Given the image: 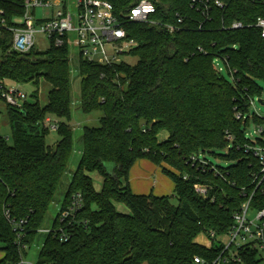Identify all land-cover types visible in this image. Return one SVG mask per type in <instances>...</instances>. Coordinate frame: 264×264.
<instances>
[{
  "label": "trees",
  "instance_id": "16d2710c",
  "mask_svg": "<svg viewBox=\"0 0 264 264\" xmlns=\"http://www.w3.org/2000/svg\"><path fill=\"white\" fill-rule=\"evenodd\" d=\"M23 1H0L9 25L12 16L22 14ZM103 1L118 14L139 0ZM153 1L157 9L153 18L174 31L125 23L127 38L138 43L131 53L135 64L101 66L80 56L76 62L80 109L102 116L99 127L83 129L82 155L60 206L64 210L72 194L82 197L75 222L61 225L68 241L61 242L53 233L60 226L57 213L35 264H193L194 257L212 261L222 246L210 233L229 232L232 216L244 202L241 190L253 189L257 164L237 149L246 142L247 122L237 120L235 112H247L248 97L260 93L264 38L252 27H229L264 18V0H224L223 9L211 8L209 20L192 9L189 0ZM11 38L9 32L0 37V78L34 85L44 80L51 88L45 106L36 101L24 102L19 109L7 107L11 142L0 136V264L18 262L25 254L19 246L35 242L72 151L68 47L51 44L44 52L21 55L10 52ZM217 58L233 72V83L216 69ZM47 116L59 121L60 139L53 146L45 143ZM161 132L165 139L159 138ZM226 134L232 136L231 143ZM224 149L225 155L216 154ZM206 153L225 165L210 163L217 172L192 166L191 157ZM140 160L161 167L173 184L177 204L166 196L131 192L129 171ZM92 173L102 178L99 192ZM196 183L207 187L205 197L194 192ZM115 204L129 213L117 211ZM251 206L264 209V196L255 195ZM6 209L11 219L23 222L18 241L4 216ZM200 234L210 238L211 246L195 242ZM237 257L240 262L230 264L262 261L245 248Z\"/></svg>",
  "mask_w": 264,
  "mask_h": 264
},
{
  "label": "built area",
  "instance_id": "2783aa9c",
  "mask_svg": "<svg viewBox=\"0 0 264 264\" xmlns=\"http://www.w3.org/2000/svg\"><path fill=\"white\" fill-rule=\"evenodd\" d=\"M1 1V0H0ZM190 7L196 12L209 20V11L211 8H224V0H189ZM22 14L12 16L11 25L8 24L5 10L0 7V37L4 32L11 34L10 52L16 54L28 55L35 50V36L45 35L54 47H61L64 44L68 47V34H75L73 43L79 49L80 57L88 62L97 63L101 66H114L123 63L119 61L121 56L130 55L138 47V43L127 38V33L124 29L125 23L146 24L150 26H160L166 28L170 33L174 28L169 25H161L154 19L153 16L157 13L155 2L153 0H139L130 10L125 13L116 14L113 6L103 0H76L75 13H71L65 6L64 0H24L22 3ZM48 8H56L50 13H47ZM41 10V17L36 16V11ZM21 19L20 23L17 20ZM181 19L178 20V23ZM244 27H252L258 30L261 38H264V18L258 17L252 24L242 25L239 22L231 24L229 29L236 30ZM202 28V22L198 23V29ZM225 29V28H224ZM201 51V50H200ZM223 59L215 60L217 63ZM227 68V66L225 65ZM228 69V68H227ZM218 70V69H217ZM220 72V69L218 70ZM229 75L233 74L228 69ZM0 98L6 102L9 107L19 109L18 100L24 99L18 89H13L10 82H6L0 78ZM252 104L251 98L248 97L243 110L235 112V118L243 124L251 119H257L256 132L260 134V138L252 141L245 136L246 142L237 149L243 150L244 154L255 161L257 164V172L253 174V189L241 190L244 202L240 209L232 216L233 225L229 232L223 236L226 237L224 242H217L222 246L220 255L212 260L206 261L202 258L194 257L193 264H230L240 262L237 257L239 249H248L254 251L257 256H264V209H257L251 206L252 199L255 195L264 196V119L255 115L251 116L248 112L249 106ZM44 127L51 131H56L58 122L54 119L46 117L44 119ZM246 124V125H247ZM246 128V126L244 127ZM226 140L232 142L233 138L226 134ZM192 166L204 167L209 166L214 169L204 158L203 154L190 158ZM217 172V170H215ZM194 192L202 197L206 196L207 187L201 184L193 185ZM83 201L80 194H72L68 204L64 210L59 208V228L54 230V235L58 236L61 242L68 241V235L65 233L61 225L71 226L75 222L78 212L82 209ZM249 212L253 217H249ZM250 213V214H251ZM4 216L8 223L13 227L16 233L17 241L20 240L21 224L23 222H15L10 218L9 209L4 210ZM50 231H47L49 233ZM212 238H215L213 233H210ZM215 240V239H214ZM19 245V243H18ZM26 245H20L19 249L24 252ZM18 262H7L2 264H22V258Z\"/></svg>",
  "mask_w": 264,
  "mask_h": 264
},
{
  "label": "rangeland",
  "instance_id": "374dc122",
  "mask_svg": "<svg viewBox=\"0 0 264 264\" xmlns=\"http://www.w3.org/2000/svg\"><path fill=\"white\" fill-rule=\"evenodd\" d=\"M66 8L71 12L75 13V1L76 0H64ZM47 13L56 10V8H48ZM41 10L36 11V16L41 17ZM21 19L17 20V23H20ZM69 44H68V52H69V66H70V77L72 81L71 87V100L72 107L70 111V121L68 122L69 127L72 131V151L70 154V158L68 160L67 168L63 178L61 179L56 194L48 208L46 216L44 218L43 224L39 230V233L36 237L35 242L25 249L24 257L22 258V264H35L38 256L39 249L41 247L42 242L47 236V231H49L52 227V223L59 211V208L62 204V201L65 197L68 183L77 168L78 162L82 155V132L84 128H96L99 127V120L102 114L99 111H92L89 113H85L80 109L79 99H80V78L78 76L76 70V62L79 58V49L73 43L75 40V34L69 33ZM50 47V43L45 35L37 34L35 36V51L44 52ZM119 61L127 63V64H135L136 58L125 55L119 58ZM217 69H220V75L229 83H233L232 77L229 75L228 70L222 62L217 63ZM258 87L260 89V93L258 95H254L251 97L252 104L248 108V112L251 116L255 115L264 119V105H261L258 101L261 100L264 102V82L259 81ZM10 86L13 89H18L23 95H25L24 99L18 100L19 105H23L24 102L28 103H38L41 106H45L47 103V93L50 90L51 86L46 83L44 80H40L38 85H34L32 83H24L17 84L10 82ZM7 107H9L4 100L0 98V136L4 137L8 143L11 141V131L9 127L8 117H7ZM50 119H54L59 121L53 117L47 116ZM257 122L253 119L249 121L244 128V133L246 138L256 141L260 138V134L256 132ZM160 139L166 138V133L161 132L159 135ZM59 135L57 131L47 130V134L45 135V143L48 146H53L59 141ZM220 155L226 154V149L221 152H216ZM218 155V154H217ZM204 158L206 161L213 165H225L221 158L216 157L213 154H204ZM165 165L162 167L164 168ZM90 178L93 184L94 189L99 192L102 187V178L98 173L90 174ZM127 183L129 188L133 194L136 195H154L156 197L166 196L169 198L172 204H177V200L175 198L173 192V186L169 178L163 174L161 167L154 165L152 162L147 160H140V162L135 163L129 171ZM116 210L121 213H129V211L121 204H115ZM249 212V217L252 218L253 214ZM215 241L224 242L226 240L225 236H215ZM214 241V242H215ZM195 242L198 245L209 247L211 246L212 241L206 234H200ZM2 245L0 244V261L3 258ZM261 258L258 256V259ZM264 258V256H262ZM261 264H264V260L261 261Z\"/></svg>",
  "mask_w": 264,
  "mask_h": 264
},
{
  "label": "water",
  "instance_id": "95a60500",
  "mask_svg": "<svg viewBox=\"0 0 264 264\" xmlns=\"http://www.w3.org/2000/svg\"><path fill=\"white\" fill-rule=\"evenodd\" d=\"M261 105H264V102H262L261 100L258 101Z\"/></svg>",
  "mask_w": 264,
  "mask_h": 264
},
{
  "label": "crops",
  "instance_id": "0c3cea01",
  "mask_svg": "<svg viewBox=\"0 0 264 264\" xmlns=\"http://www.w3.org/2000/svg\"><path fill=\"white\" fill-rule=\"evenodd\" d=\"M137 162H140V161H137ZM137 162H136V163H137ZM171 183H172V182H171ZM172 186H173V184H172ZM135 195H136V194H135Z\"/></svg>",
  "mask_w": 264,
  "mask_h": 264
}]
</instances>
